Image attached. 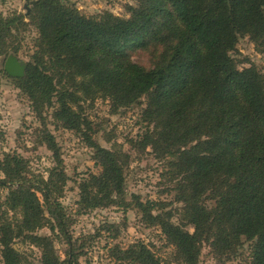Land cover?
<instances>
[{"label":"trees","instance_id":"obj_1","mask_svg":"<svg viewBox=\"0 0 264 264\" xmlns=\"http://www.w3.org/2000/svg\"><path fill=\"white\" fill-rule=\"evenodd\" d=\"M128 12V18L109 12L87 17L67 0L35 1L28 14L37 30L34 50L23 75L12 76L15 84L36 109L52 107L62 127L75 131L88 125L75 109L83 99L100 97L125 107L147 96L152 112L163 116L161 127L170 130L166 144L176 147L170 155L183 170L178 200L193 231L161 211L153 214L154 202L136 206L159 225L185 264H197L202 242L212 237L227 251L241 246L243 237L249 242L247 264H264V73L254 65L239 67L230 54L238 37L264 39V0H139ZM159 14L168 27L160 35L154 30ZM25 25L22 14H0V54L12 30ZM146 42L169 43L151 68L127 53ZM86 139L101 171L80 184L84 207L125 205V155ZM44 142L57 163L46 178L27 177L17 153H5L0 161V185L10 188L0 198V264H27L13 246L16 239L41 247V264L76 260L71 247L61 260L49 237L34 235L48 226L71 243L56 199L66 175L57 168L60 158L47 129ZM208 199L214 200L212 209L203 203ZM116 254L134 264H161L141 241Z\"/></svg>","mask_w":264,"mask_h":264},{"label":"rangeland","instance_id":"obj_2","mask_svg":"<svg viewBox=\"0 0 264 264\" xmlns=\"http://www.w3.org/2000/svg\"><path fill=\"white\" fill-rule=\"evenodd\" d=\"M32 1L0 0L2 17L22 14L26 23L24 29L12 30L13 37L7 39L5 50L0 54V161L5 153H17L24 159L27 177L46 178L49 170L57 166L54 152L44 142V131L47 129L50 132L60 158L57 168L66 175L56 199L67 223L71 243L57 229L51 231L48 226L36 229L34 235L49 237L54 253L61 260L68 257L71 247L76 259L72 264H134L119 259L116 251L138 241L147 245L161 264H185L159 225L146 220L136 206L137 202H154L153 214L161 211L162 216L173 224H183L189 232L193 231L192 224L182 211L184 204L178 200L182 194L178 182L183 170H179L178 165L173 166L179 162L170 155L176 147L166 144L164 138L170 130L161 127L159 120L163 116L157 117L152 112L147 96L125 107H115L111 101L100 97L83 99L75 109L86 118L88 125L75 131L62 127L54 118L52 107L39 106V110L36 109L28 94L5 71L8 57H15L21 65L31 61L37 37V30L28 18ZM67 1L87 17H99L109 12L121 18L129 17L128 6L136 7L139 3V0ZM162 22L164 20L159 14L154 27L158 35L168 30ZM168 44L158 46L156 42L151 45L146 42L144 47H131L127 53L132 61L151 68L160 56L159 51ZM230 54L238 61L239 67L254 65L264 73V39L255 43L247 35L238 37ZM86 136L102 147L125 155V205L112 203L84 207L80 184L85 180L89 182L93 175L101 171L94 157V148ZM0 178H3L1 172ZM9 189L0 185L1 199ZM203 203L212 209L214 200H204ZM211 239L213 237L202 242L197 264H247L249 242L243 241V237L240 238L242 245L236 247V244L231 251L224 249L220 240L212 242ZM13 246L24 255L27 264H41V247L35 243L28 239H16Z\"/></svg>","mask_w":264,"mask_h":264},{"label":"water","instance_id":"obj_3","mask_svg":"<svg viewBox=\"0 0 264 264\" xmlns=\"http://www.w3.org/2000/svg\"><path fill=\"white\" fill-rule=\"evenodd\" d=\"M34 2L35 0L32 1V3ZM4 68L5 71L11 76H22L24 73V65L19 64L15 57H8L7 63Z\"/></svg>","mask_w":264,"mask_h":264}]
</instances>
